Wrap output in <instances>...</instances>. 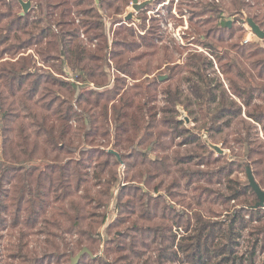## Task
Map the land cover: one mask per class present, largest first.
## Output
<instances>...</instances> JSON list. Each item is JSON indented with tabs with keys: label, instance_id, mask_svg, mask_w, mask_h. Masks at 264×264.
I'll return each mask as SVG.
<instances>
[{
	"label": "trees",
	"instance_id": "trees-1",
	"mask_svg": "<svg viewBox=\"0 0 264 264\" xmlns=\"http://www.w3.org/2000/svg\"><path fill=\"white\" fill-rule=\"evenodd\" d=\"M32 1L33 9L25 16L11 9L0 13V237L11 229L9 237L17 238L13 257L25 264H65L88 248L91 253H84L78 264H255L257 255L264 252V207L252 208L258 197L249 184L234 189L233 169L187 171L191 165L210 166L228 159L217 155L195 127L183 128L186 122L179 116L180 108L193 118L192 123L204 115L203 132L211 140L220 135L230 148V139L223 133L244 114L247 121H240V129L234 132L238 137L232 141L258 156L254 175L264 189V135L263 140L259 135L264 134V45L244 43L240 36L231 46L233 55H224L212 42L204 43L216 31L228 32L227 40H232L235 26L243 30L241 17L227 25L226 13L231 9L241 16L249 12L264 29V0H224L227 8L221 0H182L192 9L188 12L178 6L179 12L189 13L190 22L197 24L192 26L210 24L203 27L205 40L200 43L216 60L211 55H194L183 68L180 63L168 68L170 79L179 68L189 73L184 81L194 99L182 98L180 83L174 93L159 76L147 87L139 82L127 89V82L117 76L108 87L110 63L118 61V72L129 74L137 57L124 61L123 56L147 45V33L158 40L161 37L155 31L161 35L164 31L160 24L154 26L158 17H151L152 29L141 27L140 41H132L128 48L122 40L112 41L111 46L103 11L114 9L119 15L133 0ZM133 22L125 21L119 28L134 37ZM65 25L73 29L67 31ZM123 45L125 50L116 51V46ZM215 68L220 73L210 76L208 70L216 72ZM91 82L96 87H79ZM149 88L165 96L169 104L159 113L156 105L148 107L158 98L149 95ZM160 113L173 118L159 121ZM156 121L169 124V130H159ZM182 136L184 140L176 144ZM191 143L207 153L208 160L193 151L173 150ZM99 145L107 149H93ZM110 149L120 153L127 167L137 168L140 184L153 185L152 191L137 184L119 187L114 218H110L109 199L121 162ZM200 182L224 185L231 194ZM176 197H181L177 204L183 202L184 209L175 206ZM233 200L241 205L231 213L228 203ZM212 205H226L219 213L223 219ZM39 224L41 229H36ZM119 226L127 231L116 229L112 237L104 238ZM247 230L248 247L240 253V240ZM39 234L44 236L42 241L30 239ZM38 244L42 245L37 251Z\"/></svg>",
	"mask_w": 264,
	"mask_h": 264
},
{
	"label": "rangeland",
	"instance_id": "rangeland-1",
	"mask_svg": "<svg viewBox=\"0 0 264 264\" xmlns=\"http://www.w3.org/2000/svg\"><path fill=\"white\" fill-rule=\"evenodd\" d=\"M28 1V0H25ZM200 1V0H199ZM203 1V0H202ZM252 1V0H249ZM17 2V1H16ZM139 2H143V0H140ZM170 3H174L173 8L171 10H169V5ZM184 1L182 0H150L147 4V6L145 5L142 9H145L141 12V9L136 11L133 7L134 5L130 4L128 6H123V8L121 9L122 11L120 12L121 14H115L114 9L111 10L109 13H105L103 11V21L105 23L106 28L108 29L107 34H109L110 37V45L112 46V41H118V40H122L123 42L126 43L127 46H125L126 48H128V45L132 42V41H137L141 38H139L142 34H139V32L144 33V31H142L141 27H146V29H148V27H151V21L149 18L151 17H158L155 20H153L154 26H157V24H163V23H170L173 25V27L175 28L174 31H177L179 28V32L181 34V36L183 37V42L181 43L180 41H178L177 38H175L173 36L174 31H169L166 30L164 28L161 29L164 30L162 31L163 34L161 35L159 32L155 31L154 35L158 34L160 35L161 39L157 37H155L154 39H152L150 37V33L146 35L145 38H147V45H143V47H141V49L136 50L134 52L131 53H126L123 56L124 61H126L128 58H132V57H137L135 61H133V67H132V71L125 75L124 73H119L117 68H116V62L118 61H113L110 63V67L108 70L109 73V85L113 86L114 84V78L119 76L120 79L122 81H126L127 84L124 87V89H127L128 85H132L133 83H139L141 82L144 87H147L149 85V82H151L152 80H154L155 78H157L158 76H162L165 77V79H163V82H167V87H169L174 93H176L178 87H179V83L182 85V88L184 90V96H182V98L188 97H192V99H194L196 96L194 95V93H192L189 88H188V84L184 81L186 78V76L189 75V73L187 71H183L182 68L184 66V62L187 60L188 57H193L194 55H202V56H207L211 55L210 53V49L207 47H203L202 44L204 43H213L211 44L212 46H214L215 49H218V53L219 54H232V50H231V46L234 43L239 42L242 38L245 37L246 35V31H247V26L249 28H251L247 22L243 21L244 19H246V17H251L249 16V12H244V14L242 13L241 16L240 14H236L233 13V9L228 10L229 12L226 13V19H228V21H231V25L236 23V19H239V27L243 30L240 31L238 30V27L235 26L236 31L234 30V38H232V40H227V37L229 35L228 32L225 31H216L212 37L207 35V41H204V43H200V41H202V39L205 40V36L203 35L204 32V26L206 27V29L208 28V25L210 24H205L202 25L201 28H195L194 26L191 25V23H193V25H197L195 24V21L190 22L189 20V13H186V17H184V15H182L179 12V8L178 6H182V8L186 11L189 12V9H192L188 6H186L185 4H183ZM31 7L30 10L28 12H26L24 15L28 14L34 6L33 1L31 0ZM185 5V6H184ZM221 5L225 8H227L226 5V1L221 0ZM12 10L13 13L15 15H20L21 13H24L23 7L21 5L20 2L15 3L14 1L11 0H1L0 1V13H7L9 10ZM133 11L134 12V17L136 18V20H133L135 22H133L132 24L135 25L133 27H135L136 29V35H134V37L130 36V33H128L126 30H122V28H119L121 24H123L125 21L124 17L130 12ZM209 14V13H208ZM231 14V15H230ZM233 14V15H232ZM243 17V18H242ZM92 19H96V18H92ZM122 20L121 24L115 23V20ZM227 21V22H228ZM150 23V24H149ZM131 24V25H132ZM137 25H141L139 26V28L137 27ZM237 25V24H236ZM162 27V26H161ZM186 27V28H185ZM64 28L68 31L71 29H73L72 26H68L65 25ZM152 29V27H151ZM262 29V28H261ZM264 31V29H262ZM100 31V30H99ZM185 32V33H183ZM185 34V35H183ZM223 35L224 37H221L219 35ZM92 35V34H90ZM242 38H241V37ZM240 37V38H239ZM84 39L86 41H88V37L84 36ZM221 39V40H220ZM153 41L152 46L151 42ZM94 44L97 43L96 40L93 41ZM251 43H257V44H262L264 45V39H260L257 35H255L253 37V40L251 41ZM249 43V44H251ZM248 44V45H249ZM256 45V44H254ZM123 46H119V47H115L116 51H123L126 48ZM166 47H168L169 51L167 52V50L165 49ZM162 48V49H161ZM123 49V50H122ZM156 52V53H155ZM154 53V54H153ZM140 55H143L141 58H138ZM236 55V54H235ZM264 56V53L262 54ZM212 56V55H211ZM261 56V54L259 55ZM8 57V56H6ZM213 57V56H212ZM257 57V56H256ZM213 60L216 62L215 58L213 57ZM176 63H180L179 65H181L176 71H174L173 75L170 79L169 76L172 74L168 68L173 67V65H176ZM41 64H37V66H40ZM121 65V63H120ZM115 67V68H114ZM216 69V68H215ZM217 71L214 72L213 69H209L208 73L210 76H214L215 73H220L219 68L216 69ZM187 72V73H186ZM70 75H72L70 73ZM162 81V80H161ZM83 85V86H82ZM91 86L94 87V83L91 82L89 83H85V84H81V86H79L80 88H85L86 86ZM96 87V86H95ZM131 88V87H130ZM129 88V89H130ZM100 90H102L101 88H98ZM128 89V90H129ZM182 90V89H181ZM81 91V90H80ZM138 90L132 89L131 92H135ZM149 95L153 96V97H158L156 102H150L148 104V107L151 106H157V109H155V111H157L158 113L160 112V109L168 106L169 104H166V97L158 94L157 92L153 91L152 88H149ZM92 99H95V97H93ZM105 99V98H103ZM112 103H110L111 105ZM178 106H183L184 104H179ZM185 108V107H184ZM203 113V111H201ZM112 117V116H111ZM110 117V118H111ZM164 117V115L162 113H160V115L158 116V120L160 121L162 118ZM166 119H171L173 117H164ZM178 118V117H177ZM180 118V116H179ZM191 119H193L191 117ZM240 119H246L245 115L243 114L242 117ZM204 120V115L201 116L199 122H193L190 125H186L184 124L183 128L185 127H190L193 128L195 127L194 131L196 133H203V128H201L202 126V121ZM240 120V121H242ZM159 121H156V124H158L159 126V130H169V124H160ZM239 120H237V122L231 127V128H227L224 133H223V137H227L230 139V148H227L224 143L222 142L221 136L217 135L216 137H214L212 140L214 142H216L217 144H219L223 149H224V153L221 155H225V157L228 159L225 162V159H221L217 164L214 165H210V166H189L187 169V171H192L195 169H199L202 171H206V170H211V169H217L218 167H222V166H226L228 169H233V174L231 176V179H233L236 184H234V189L235 186H241L243 185H247L249 184L248 178H247V174H246V166L249 165L250 167H252L253 169V173L256 175V159L258 156H256L254 153H250L249 154V150L248 147L245 146V149H241L239 148V145L234 143L232 140L236 139L238 136L236 134H234V132H236L237 130L240 129L241 126V122ZM251 123V122H250ZM253 125V124H252ZM239 128V129H238ZM256 130L257 129H252V135H254V137H256ZM259 130V127H258ZM114 134V131H113ZM245 134H242V138H245L244 136ZM261 139L263 137V133L259 134ZM112 137V136H111ZM140 136L136 137L135 142L138 141ZM253 139V138H252ZM168 138H163V141H168ZM184 137L182 136L181 138H178L176 140V144L179 143L180 141H183ZM263 140V139H262ZM259 142L262 143V141L258 140ZM103 146L99 145L96 147H93L94 150L99 149ZM106 148L107 147H103ZM109 149V148H108ZM113 150V149H112ZM132 148L130 150H128L127 152L131 151ZM173 150L179 152L180 154H186V152H196L199 153L201 158H204L205 160H208L207 156L208 154H204L201 152V148L197 146L196 143H191L189 145L186 146H182L181 148H177V147H173ZM155 153L158 152H154V153H150L149 156L151 155H156ZM217 155H219L218 153H216ZM154 157V156H152ZM214 157V156H213ZM127 162L129 160L125 159ZM104 161V160H103ZM234 164H231V162H234ZM125 165V168H123L121 165L119 167V180L115 181L114 183H112V192H111V196L112 198L109 199V210H110V218H114L115 215L117 214V209H116V199H117V192L119 190V187H122V185H130L131 187L134 185H140L143 189L152 191L153 185L148 186V188L143 184H140V179L138 178V170L137 168H129L127 167V165L125 163H122ZM134 183V184H133ZM201 185L204 186H209L214 190H218V191H222L225 195H230L231 192H226V190H224V185L220 186V185H208L206 183L200 182ZM105 189L102 188V190ZM181 192H183L182 190H180ZM127 197H125V199H127ZM175 201V206L178 207V210L180 209H184L183 207V202H181V204H177L178 200H181V197H176L173 199ZM244 200V198H240V201ZM186 203L189 201L188 198H185ZM240 201H231L228 203L229 205V212L233 213L241 204ZM240 204V205H239ZM226 206V205H225ZM225 206H220V205H212L210 206L216 213H217V217H220L221 219L224 218V215H219V213H223ZM248 206H245V208ZM244 215L246 216V212H244ZM261 225L264 226V221L261 223ZM36 229H41V225H37ZM119 229L120 231H127V229L125 228V226H119V227H113L109 230V232H107V235H103L105 239H107L108 237H112L115 233V230ZM11 232V229L6 232L3 233L2 236L0 237V264H25L20 262V259L17 260V257L14 258L13 256H15L13 253H17V246H16V240L17 238L14 237H9L8 233ZM249 232L248 230L244 232V236L241 238L240 243L241 246H239V252L243 253L244 251H246L247 249V245H248V239H249ZM262 238H264V236H262ZM30 239H32V241H42L44 239V236L42 235H33L30 237ZM33 247L35 244H33ZM39 245V244H38ZM42 244H40L36 250L38 251V248L41 246ZM112 246V245H111ZM104 249V247H103ZM102 250V247H101ZM117 254L115 253H111L112 257H115ZM87 261V260H85ZM71 262L65 263V264H70ZM47 264V263H46ZM53 264H57V263H53ZM179 264V263H178ZM248 264V263H247ZM255 264H264V252H260L257 257H256V263Z\"/></svg>",
	"mask_w": 264,
	"mask_h": 264
},
{
	"label": "water",
	"instance_id": "water-1",
	"mask_svg": "<svg viewBox=\"0 0 264 264\" xmlns=\"http://www.w3.org/2000/svg\"><path fill=\"white\" fill-rule=\"evenodd\" d=\"M24 10V13H21V15H24L26 12H28L30 10L31 7V0L25 1V0H18ZM149 1L146 2H139V0H133V5H134V9L136 11L142 9ZM125 21H131V20H136V18L134 17V12L130 11L125 17H124ZM243 21L247 22V24L251 27L252 31L260 38V39H264V31L261 29V27L254 21L253 18L251 17H246V19H244ZM227 25H231V21L229 20L227 22ZM160 79L163 80L165 79V77L160 76ZM180 113H181V120H184L186 122L187 125H190L192 123V119L189 116V114L187 113V111H185L183 108H180ZM202 137L204 138V140L206 141L207 145L216 153L218 154H223L224 153V149L219 145L214 143L209 136V133L207 131L202 133ZM110 153L114 154L117 159L121 162L122 164V158L120 153H118L115 150H109ZM246 174H247V178L249 181V185L251 186V188L253 189V191L256 193L257 197H258V201L256 202V204L254 206H252V208H258V207H264V189L260 186V184L258 183V181L256 180V177L253 173L252 167H250L249 165L246 166ZM104 247V244L102 243V249ZM91 253L90 250L88 248H84L82 249L77 255H75L74 257H72L71 259V263L70 264H78L82 255L84 253Z\"/></svg>",
	"mask_w": 264,
	"mask_h": 264
},
{
	"label": "built area",
	"instance_id": "built-area-1",
	"mask_svg": "<svg viewBox=\"0 0 264 264\" xmlns=\"http://www.w3.org/2000/svg\"><path fill=\"white\" fill-rule=\"evenodd\" d=\"M131 4H133V1L131 2ZM184 17H186V15H184ZM161 26H162V28H164V29H166V30H169V31H174V27H173V25L172 24H170V23H163V24H161ZM186 28V27H185ZM247 31H246V35H245V37H244V43H250L252 40H253V37L256 35L253 31H252V29L251 28H249L248 26H247ZM180 30H179V28H178V30L177 31H174V34H173V36L175 37V38H177L178 39V41H180L181 43H184L183 42V37L181 36V34H180V32H179ZM217 67V66H216ZM121 166L123 167V168H125V165L124 164H121ZM101 255H103V251H101L100 252V256Z\"/></svg>",
	"mask_w": 264,
	"mask_h": 264
},
{
	"label": "crops",
	"instance_id": "crops-1",
	"mask_svg": "<svg viewBox=\"0 0 264 264\" xmlns=\"http://www.w3.org/2000/svg\"><path fill=\"white\" fill-rule=\"evenodd\" d=\"M180 118H181V115H180ZM186 124V123H185ZM187 125V124H186ZM110 150H112V149H110ZM101 251H103V249L101 250Z\"/></svg>",
	"mask_w": 264,
	"mask_h": 264
}]
</instances>
